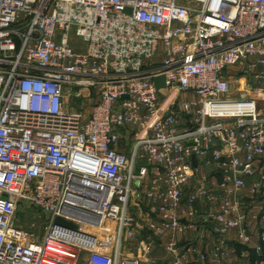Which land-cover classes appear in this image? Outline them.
I'll return each instance as SVG.
<instances>
[{
  "label": "built area",
  "instance_id": "1",
  "mask_svg": "<svg viewBox=\"0 0 264 264\" xmlns=\"http://www.w3.org/2000/svg\"><path fill=\"white\" fill-rule=\"evenodd\" d=\"M135 182L171 264L263 254L264 0H0V264L152 262Z\"/></svg>",
  "mask_w": 264,
  "mask_h": 264
},
{
  "label": "rangeland",
  "instance_id": "2",
  "mask_svg": "<svg viewBox=\"0 0 264 264\" xmlns=\"http://www.w3.org/2000/svg\"><path fill=\"white\" fill-rule=\"evenodd\" d=\"M71 108L73 109H84V115H86V117L89 115L90 113V106L89 107H85V102L84 101H79L77 102V104L72 105ZM129 131L130 129L126 128L123 130V132ZM125 144H127L126 147H131L132 146V142H125V141H121V145L125 146ZM26 225L29 227L33 221L32 216L27 217L26 219ZM111 227H113V224H109ZM43 226H44V218H40L39 221H37V223L35 224V227H37V229L35 230V234L39 237L42 232H43ZM191 236L189 237V235L187 236L186 241H191ZM238 238L236 237V234L231 233L228 237V242L231 244L230 247L228 248L227 252H229V256L227 257V261L229 264H251V260H252V253L254 252L255 254V260L258 262L259 260H262L261 258V254H257L256 250H254V244L256 243V240H253L252 243L250 244H244L241 241L237 240ZM128 248L129 247L132 249L133 247H136V241H133V239H124L122 241V254L124 258H132V257H137V250L136 252L132 254H130V257H127V254H124V248ZM162 248L157 247L153 253L149 254L146 256V258L154 260L155 264H171V257L170 255H168L164 250H161ZM133 255V256H132ZM135 259V258H134ZM256 262V263H257ZM141 264H154L153 262H148V263H141Z\"/></svg>",
  "mask_w": 264,
  "mask_h": 264
},
{
  "label": "crops",
  "instance_id": "3",
  "mask_svg": "<svg viewBox=\"0 0 264 264\" xmlns=\"http://www.w3.org/2000/svg\"><path fill=\"white\" fill-rule=\"evenodd\" d=\"M93 103V101H92ZM71 107V106H69ZM85 107H89V103H86L85 104ZM120 137H121V141H125V142H133V135L130 134L129 132H121L120 134ZM148 181V179H147ZM135 188H136V197H134L131 201H130V210H131V214L134 218V220L136 222L139 221V224L143 227V230L142 231H135L134 233V236H133V241H136V247L134 248H124V254H127V257H130V254L132 252L135 253L136 250H137V256H138V253L141 251L138 249V246H139V243L143 240H147L149 238L152 239V241L156 242L157 245H155L156 247L153 248L151 250V253H153V251L159 247V248H162L161 250H164V246L167 244V242L169 241V238L168 237H161V238H154L152 236V234L147 230L145 229V227L147 226V224L149 223L150 219L153 218L155 216V213L152 212V210L150 209V207L148 206L147 204V201L145 199V188L144 186L141 185L140 182H135ZM253 233H256V230L255 228H252L251 230ZM192 235V234H191ZM189 235V237L191 236ZM206 242V243H209L208 239L205 238L203 243ZM229 245H231L229 242H228ZM123 255V254H122ZM133 256V255H132ZM132 258H137V257H132ZM151 260V259H150ZM154 264H155V261L154 260H151Z\"/></svg>",
  "mask_w": 264,
  "mask_h": 264
},
{
  "label": "water",
  "instance_id": "4",
  "mask_svg": "<svg viewBox=\"0 0 264 264\" xmlns=\"http://www.w3.org/2000/svg\"><path fill=\"white\" fill-rule=\"evenodd\" d=\"M153 81H154L156 88L158 90L163 89L165 87V77L164 76L156 77V78H154ZM123 98H127V96H124ZM191 160H192V164L195 165V158L192 157ZM55 224L65 226V227H69V228H74V226L71 223L66 222L61 218H56Z\"/></svg>",
  "mask_w": 264,
  "mask_h": 264
},
{
  "label": "trees",
  "instance_id": "5",
  "mask_svg": "<svg viewBox=\"0 0 264 264\" xmlns=\"http://www.w3.org/2000/svg\"><path fill=\"white\" fill-rule=\"evenodd\" d=\"M252 253V260H251V264H257L256 263V260H255V254H254V252H251ZM261 258L262 259H264V252H263V254H262V256H261Z\"/></svg>",
  "mask_w": 264,
  "mask_h": 264
}]
</instances>
